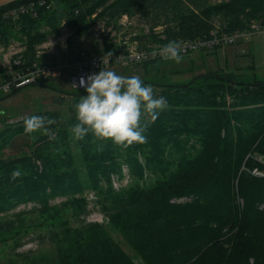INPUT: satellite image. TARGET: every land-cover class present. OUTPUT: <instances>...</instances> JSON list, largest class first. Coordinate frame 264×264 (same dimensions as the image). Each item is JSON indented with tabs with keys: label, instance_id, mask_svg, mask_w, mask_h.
<instances>
[{
	"label": "trees",
	"instance_id": "16d2710c",
	"mask_svg": "<svg viewBox=\"0 0 264 264\" xmlns=\"http://www.w3.org/2000/svg\"><path fill=\"white\" fill-rule=\"evenodd\" d=\"M30 1L34 0L0 5V42L12 38L24 43L28 63L37 61L35 47L49 34H57L62 17L74 35L83 36L97 7H102L100 18L137 16L150 33L136 38L161 45L207 37L213 30L243 32L252 23L264 28V0H223L207 11L190 8L185 0H113L108 5V0H56L63 8L60 14L62 9L40 8L35 17L5 15ZM156 28L159 32L152 33ZM103 49L115 54L120 47L105 42ZM165 63L153 60L126 67L142 69L143 83L158 90L155 96L165 97L169 105L155 122L142 121L147 123L144 144L124 148L92 133L74 139L75 105L86 96L83 90L72 89L77 93L70 94L67 125L60 123L56 112L33 114L53 119L55 123L47 127L57 135L48 139L51 133H35L37 146L31 154L0 161V234L23 227L26 217L41 210L42 218L50 222L46 241L53 249L39 256L17 253V260L0 264H133L109 230L133 244L141 256L150 260L163 256L160 260L166 264H264V174H251L264 169L258 159L264 160V80L254 73L244 77L207 72L173 86L158 71ZM47 83L39 79L28 86ZM123 166L129 181L114 188L111 179L124 177ZM18 167L22 175L12 179ZM88 191L104 215L101 223L85 221ZM61 194L67 207H50L46 199ZM183 197L190 199L171 201ZM238 198L243 199L242 209ZM28 202L39 203L40 210L2 216ZM63 211L78 217L77 227L68 224Z\"/></svg>",
	"mask_w": 264,
	"mask_h": 264
},
{
	"label": "rangeland",
	"instance_id": "374dc122",
	"mask_svg": "<svg viewBox=\"0 0 264 264\" xmlns=\"http://www.w3.org/2000/svg\"><path fill=\"white\" fill-rule=\"evenodd\" d=\"M13 0H0V5L7 4ZM38 0L30 1L36 2ZM223 0H185L188 7L193 8L195 10L207 11L209 9H214L218 7L222 3ZM28 2V3H30ZM56 2V0L54 1ZM62 5V4H59ZM56 9V10H55ZM62 9V10H61ZM48 11L61 10L63 12V8L61 6L52 5L47 8ZM54 11V12H55ZM55 12V13H56ZM62 17L59 24V35L57 36V43L54 44L53 50L62 52L53 59L51 57H45L46 59H42L43 63L47 62H55V63H63L65 64L70 62L69 58H72L74 54L68 51L70 45H73L74 36L69 37L72 33H69V30L66 26V23ZM62 21V23H61ZM259 22V21H257ZM260 23V22H259ZM113 29H120L125 32V34L132 35L136 33L142 35H148L150 33V29L148 26L143 25L137 16L133 17V21L131 24L128 23L126 28H122L118 25L117 20L114 21ZM40 32H44V29H40ZM152 33H157V30L153 29ZM260 35V36H259ZM48 36H52L49 34ZM87 36L84 39L79 41L82 42L79 45L80 50L84 54H89L88 52H103V48L105 47V41L102 39L96 40L98 37H93L92 32H88L84 34ZM259 36V37H257ZM65 38V43L67 44L66 49L60 48V38ZM114 37V36H112ZM145 40V38L140 39ZM16 42L15 39H9L8 43H5V47L9 46V44ZM42 56V55H41ZM40 56V61H41ZM67 57V58H66ZM165 66H161L158 68V71L163 73V75L167 78L168 85H179L180 83H184L191 79L192 77L207 73L214 72L215 74L222 75L225 72H233L237 75H243L244 77L253 76L261 78L264 80V36L259 33L254 35L249 41H244V43H236L231 46H221L218 48H214L211 50H205L204 52H196L187 57H185L182 62L176 63L174 61L167 62L164 60ZM8 68V64L3 60V53L0 54V72L6 71ZM119 75L123 76H139L141 79L144 77L143 70L138 67H131L128 69L124 68H114L112 69ZM221 72L216 73V72ZM47 86H25L14 93L8 94H0V161L7 158H22L26 155L31 154V151L37 146L35 139H32L30 135L24 132H18V129H24L23 121L29 115H33L37 112H56L59 115L60 123H64L67 125L68 117H69V104L72 102V98L70 94H75L78 91L73 88L69 84V77L66 76V68L64 67L63 72L60 77L54 79H47ZM155 89V88H153ZM154 94H158V90H154ZM59 123V124H60ZM43 133V132H40ZM50 138H54L57 133L49 131ZM35 135V134H32ZM40 144V143H38ZM70 144H73L70 141ZM56 153V152H55ZM259 161L264 165V160L261 157H258ZM40 161V160H39ZM37 161V165L40 166V162ZM123 178L118 180L117 176L112 177V184L114 188L119 187L120 185L124 186L129 181L128 169L126 166L122 167ZM252 175L262 176L264 174V169L258 170L254 169L251 173ZM46 193V192H45ZM87 196L86 199L88 201V213L85 216V221L87 222H103L104 215L101 211L97 209L94 205L93 201L95 196L91 191L85 193ZM190 198H174L171 201L175 203H181L184 201H188ZM48 205L54 208L59 206L67 207L66 204V196L64 195H56L53 199H46ZM50 202V203H49ZM238 209H242L243 199H237ZM41 205L36 202H28L21 203L16 207L9 210L6 214H2L3 217L12 218V213L20 211V210H28L32 208H38L40 210ZM47 206V205H46ZM95 207V208H94ZM64 209V208H63ZM69 210V207H68ZM41 211V210H40ZM38 211L34 215H30L26 217V221L23 227H15L14 230L3 232L0 235V261H5L7 259H15L17 253L27 254L31 251L30 255L39 256L42 253H47L52 251L53 246L49 241H46V236L48 235V231L51 228L50 222L46 220V218H42L41 212ZM70 212V211H69ZM68 211H63L64 219L68 222V224L77 227L78 217H72L71 213ZM65 213V214H64ZM62 214V212H60ZM1 216V214H0ZM83 215L79 217L82 220ZM76 220L78 222H76ZM72 221H75L72 223ZM108 222V220H107ZM111 236L118 242L121 248V252L124 256L130 259L133 264H166L164 261L160 260L162 257L155 258L151 257V260L148 259L147 256H141L138 251L135 250L133 244L124 241L121 236L115 233L112 230H109ZM114 232V233H113ZM222 232L220 231V234ZM219 234V235H220ZM40 237H43L41 240ZM41 240V241H40ZM15 243H19L20 246H15ZM170 246V245H168Z\"/></svg>",
	"mask_w": 264,
	"mask_h": 264
},
{
	"label": "built area",
	"instance_id": "2783aa9c",
	"mask_svg": "<svg viewBox=\"0 0 264 264\" xmlns=\"http://www.w3.org/2000/svg\"><path fill=\"white\" fill-rule=\"evenodd\" d=\"M55 0H38L36 2H30L25 5H20L18 8L10 10L6 16L16 17L19 13L30 14L35 17L38 14V9L49 8L52 5L55 6ZM113 0H108L105 5H108ZM77 9V8H76ZM102 10V7H97L95 12L88 17L90 27L88 32L93 33V37H98L96 40H104L107 43L114 44L120 47V50L115 54H106L104 52H88L84 54L79 48V45L83 42L79 41L86 38L87 36L74 35V30L68 28L69 37L74 36L73 45H70L68 51L72 52L74 56L69 58L68 63H55L47 62L43 63L42 59L45 57H51L55 59L61 50L57 52L53 50L54 44L58 41L57 34L48 36L46 40L35 47V58L37 61L28 63L25 58L26 45L21 41L9 44L5 47V44L0 42V54L3 53V60L8 64V68L3 73L0 72V94L12 93L14 90L21 89L29 84L36 83L39 79L49 80L61 76L64 67L66 68V76L69 77V84L77 89L83 90L84 88L79 87L80 79L87 78L89 75L97 74L101 69L112 70L114 68H126L134 64L143 63L146 61L153 60H166L158 54L159 48L163 45L138 40L137 34L132 35L125 34L120 29H113L114 21L117 20L118 25L122 28H126L128 23L131 24L133 17L128 14H122L115 18H100L98 15ZM65 20V19H63ZM62 23V21H61ZM66 23V20L62 25ZM67 26V25H66ZM157 33L159 28H156ZM87 32V35H88ZM261 33L264 36V28H260L256 23H252L248 30L243 32H234L232 34L218 33L213 30L207 37H200L196 39H180L183 52V57H187L193 53L201 50H211L221 46H231L236 43H244L249 41L254 35ZM114 36V37H112ZM85 40V39H84ZM67 44L65 38H60V48L66 49ZM42 55V56H41ZM41 56V61L39 60ZM109 59V63L103 64V59ZM67 58V57H66Z\"/></svg>",
	"mask_w": 264,
	"mask_h": 264
},
{
	"label": "clouds",
	"instance_id": "9594fccd",
	"mask_svg": "<svg viewBox=\"0 0 264 264\" xmlns=\"http://www.w3.org/2000/svg\"><path fill=\"white\" fill-rule=\"evenodd\" d=\"M183 48L179 41H169L159 48L166 60L180 63ZM103 59V64L109 63ZM79 87L84 88L86 96L79 98L75 105L76 123L72 128L73 137L83 140L89 133L96 139L111 141L114 145L127 148L134 144L146 143L147 123L155 122L159 114L167 110L166 98H157L151 85H145L139 76H123L113 70L101 69L97 74L81 78ZM146 121L147 123H142ZM55 121L40 115L26 117L24 131L32 139L35 133H49L47 125ZM98 151L103 147L98 146ZM22 175L19 167L11 173L12 179Z\"/></svg>",
	"mask_w": 264,
	"mask_h": 264
}]
</instances>
